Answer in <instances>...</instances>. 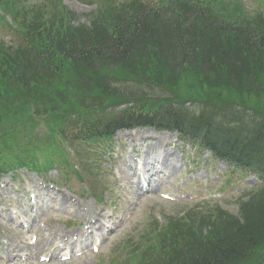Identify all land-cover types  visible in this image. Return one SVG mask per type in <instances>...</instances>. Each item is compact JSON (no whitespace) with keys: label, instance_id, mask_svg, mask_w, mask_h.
Returning <instances> with one entry per match:
<instances>
[{"label":"trees","instance_id":"1","mask_svg":"<svg viewBox=\"0 0 264 264\" xmlns=\"http://www.w3.org/2000/svg\"><path fill=\"white\" fill-rule=\"evenodd\" d=\"M0 9L21 40L0 42V173L51 168L60 144L176 131L261 185L235 216L215 204L165 218L122 264H264V13L238 0H103L79 23L63 0ZM40 126L47 142L32 146Z\"/></svg>","mask_w":264,"mask_h":264},{"label":"rangeland","instance_id":"2","mask_svg":"<svg viewBox=\"0 0 264 264\" xmlns=\"http://www.w3.org/2000/svg\"><path fill=\"white\" fill-rule=\"evenodd\" d=\"M29 1L39 3L41 0ZM63 1L76 20L79 23H84L87 21V16L95 10L96 4L103 0ZM147 1L153 5L156 3V0ZM241 1L244 2L247 11L251 14L260 10V0ZM0 41L14 47L20 43L18 36L2 25H0ZM141 90L145 94L165 95L163 91L148 86H142ZM44 133L45 129L40 127L34 137L39 135L44 138ZM78 147L80 146L75 145L73 149L78 151L81 149V155L85 159H88L90 151H96L97 157L88 159L89 163L96 168L95 175L89 174L88 171L83 172L82 164L85 160L78 163L77 160L73 167L71 166L65 171L66 174L53 169L36 175L23 169H17L19 170L17 176L6 175L0 178V183L5 185L4 189L0 188V191L4 192L0 193V212L6 203L14 212L13 206L23 202L27 210L18 212L19 219L34 223L30 233H25L23 229H20L21 232L15 236L14 242L11 241L9 233L13 224L8 222L5 216L0 215V264H110L114 257L120 260L124 258L125 244L129 241H138L143 230H148L151 227L150 222L157 220L161 225L164 223V217L181 216L184 212L196 209L204 210L202 209L204 206L214 204L220 205L228 213L235 215L238 210V199L260 187L257 176L233 171L224 163L213 159L207 152L202 153L198 150L194 152V146L191 143L181 142L174 133L139 128L117 132L112 141L105 146L98 148L82 146L80 149ZM186 147H189V150ZM144 151L152 152L151 159L146 157ZM70 153L74 155L76 151ZM196 153L199 154V156L197 155L198 159L192 157ZM163 158L165 163L160 169L159 164L156 165L154 161L160 162ZM192 158L193 161H191ZM124 160H130L136 166L142 163V172L138 173L142 174L145 184L151 183V190L147 188V193L133 197L131 202L129 193L135 189L133 179L135 169L131 170L127 180L122 181L117 178V175L115 176L117 172H120V166ZM134 160L138 162L136 163ZM148 161H150L149 164ZM168 162H172L174 166H167ZM145 166H149L155 172L147 171ZM168 167L174 168L170 172L167 170ZM75 172L80 174V180L73 175ZM7 187L10 189L8 193H5ZM42 190H48L54 194H65L70 200H73L71 206L74 210L83 207L91 222L93 214L102 212L105 217L103 232L98 230L96 235L102 238V242L96 255L88 252L85 256L71 259L65 263L59 262L57 256H54L55 259L41 262V257L47 259V257L59 253L63 243L59 244L58 242L42 246L41 252L33 257L25 254L22 256L23 253L17 252V249L6 250L10 244H13L14 247L27 245L31 234L40 235L41 231L50 229L55 231L52 236L61 237L65 234L79 232L82 226H85V216L77 218L72 210L64 211L52 206L45 209L42 205L43 211L37 209L39 210L37 220L34 219L28 202V191H31L38 199ZM159 194L179 195L180 198H177L176 202H169L160 199ZM98 197L101 199L98 200ZM15 211L17 210L15 209ZM73 219H78L79 222L76 225L67 224ZM35 220L36 222H34ZM14 226L16 225L14 224ZM74 239H71L70 242L75 245H69L66 248L68 252L69 248L74 246L76 248L84 246L80 240L74 241ZM93 240L91 238L86 241L88 243L86 247Z\"/></svg>","mask_w":264,"mask_h":264},{"label":"bare ground","instance_id":"3","mask_svg":"<svg viewBox=\"0 0 264 264\" xmlns=\"http://www.w3.org/2000/svg\"><path fill=\"white\" fill-rule=\"evenodd\" d=\"M151 154L152 152L147 151L145 153L147 158L151 159ZM156 165L159 164V168L161 169V166H163L164 162V158L160 160V162L158 160H155ZM167 166H174V164L172 162H168L166 164ZM135 165L133 164V162L129 161V160H124L121 163L120 166V170L122 171V181L123 180H127L129 173L131 172L132 167H134ZM174 167H168L167 170H169L170 172L173 170ZM148 171H151V169H148ZM148 188H151V183L148 185ZM151 190V189H150ZM9 190L5 191V193H8ZM41 192V191H38ZM4 193V192H2ZM140 194V189L137 186L135 191L130 192L129 193V198H130V202L132 201L133 197L138 196ZM42 205H44L45 209L49 208L50 206L52 207H58L61 210H66V206L68 205V201L65 197L63 196H58L50 191H46L43 190L41 192V194L38 195V208L43 211L42 209ZM16 209L18 210V212H25L26 211V207L23 204V202H19L17 204H15ZM69 210V207L67 208ZM39 211V210H38ZM38 211L36 212V214L38 213ZM77 216H81V214L78 212V210L74 209L72 210ZM6 218H8L7 214L4 215ZM93 221L90 223L89 225V229L92 231V233H97L98 230H100V232H103V221L105 220V217L103 216L102 212H98L93 214L92 216ZM9 233L11 234V241L15 242V236L20 234V229L17 226L12 225L11 229L9 231ZM79 233H81V230L79 231ZM54 233H52L50 230L46 231V233H43L42 238L40 239V241L38 242V244H36L34 247H29V246H21L20 247V251L23 252L24 254L33 257L34 255H36L37 253H39V251L42 249L41 247L44 245H50L51 242L53 241L54 236H52ZM13 244H10L11 248H12ZM17 248V247H16Z\"/></svg>","mask_w":264,"mask_h":264}]
</instances>
